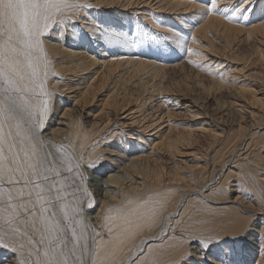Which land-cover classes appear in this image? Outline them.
<instances>
[{
  "label": "bare ground",
  "instance_id": "bare-ground-1",
  "mask_svg": "<svg viewBox=\"0 0 264 264\" xmlns=\"http://www.w3.org/2000/svg\"><path fill=\"white\" fill-rule=\"evenodd\" d=\"M69 2L86 7L66 11L58 17L66 18V23L53 25L41 38L48 73L46 77L41 74V79L48 95L40 100H48L49 110L43 130L36 135L54 151L66 154L65 162L70 161L75 170L82 168V163L100 166L103 151L108 153V161L121 167L102 179L103 183L100 180L101 187L93 191L86 188L91 197L84 192L86 183L77 193L83 209L80 214L83 225L78 226V231L85 232L89 247L85 260L98 252L97 264H131L133 260L136 264H206L202 242L211 237V242L222 238L227 245L215 246L212 252L220 256L209 259L210 263L243 264L246 256L256 264H264V239L248 241L245 252L239 246L245 234L249 240L257 232L251 230L256 225L252 223L253 216L261 214L264 220V133L256 136L252 132L246 137L248 131L264 122V92L253 87V73L246 60L238 68L224 67L226 64L220 59L232 56L242 43L256 44L253 50L256 56L260 55L261 45L264 46V0H251L252 8L243 14L238 11L232 21L222 14L209 13L207 0ZM218 4L228 6L231 14V6L240 4V0H218ZM120 33L126 35L127 42L109 39ZM169 72L183 73V78L192 72L196 78L207 80L214 92L227 91L231 99L226 101L238 114L236 132H229L236 138L228 136L223 141L222 133L208 124L174 122L171 119L174 112L168 105L177 95L164 86ZM180 100L191 121L200 118V113L190 110L191 101L179 96L173 101L178 104ZM92 101L97 105L90 106ZM83 108L90 115L88 120L81 121ZM117 112L123 114L120 124L131 128L136 136L128 135L127 138L133 139L129 144L124 139L123 144L117 141L118 144L108 148L104 140L112 138L116 131L100 135L113 120L111 115ZM196 132L207 134L210 144L223 141L211 163L220 164L221 170L228 169L222 180L211 186L204 184L208 186L206 190L199 188L198 183H188L189 177L181 172L184 160L174 159L186 152ZM243 138L248 142L243 146V155H238V164L231 166L234 171L228 168L229 159L224 156L227 153L235 156L239 148L236 143ZM204 167H195L193 172L198 179L207 176L202 174ZM231 176L238 180L232 189L229 187L234 191L229 197L227 180ZM89 199L99 203L92 215L88 213ZM190 199L200 205L190 213L183 209L175 219L183 201ZM222 201L230 202L229 206L221 207L224 211L216 207ZM242 212L250 214L242 216L245 215ZM261 226L260 233L264 231V223ZM234 237L238 238L236 249L229 241ZM22 258L27 259L26 249L18 248L16 255L0 249V264H18Z\"/></svg>",
  "mask_w": 264,
  "mask_h": 264
},
{
  "label": "snow or ice",
  "instance_id": "snow-or-ice-1",
  "mask_svg": "<svg viewBox=\"0 0 264 264\" xmlns=\"http://www.w3.org/2000/svg\"><path fill=\"white\" fill-rule=\"evenodd\" d=\"M207 6L209 13L232 21L238 11L248 12L252 2L240 0L231 14L218 0H207ZM83 7L69 0H0V248L13 255L26 249L27 259L18 264H97L98 252L85 260L88 240L78 231L83 225L81 189L75 177L69 182L71 162L36 135L49 110L48 100H40L48 95L41 79L48 74L41 38L53 25L66 23V18L58 19L66 11ZM109 39L127 42L124 33ZM84 192L91 197L86 188ZM93 206L89 199L87 207ZM211 240L205 238L203 247Z\"/></svg>",
  "mask_w": 264,
  "mask_h": 264
},
{
  "label": "rangeland",
  "instance_id": "rangeland-1",
  "mask_svg": "<svg viewBox=\"0 0 264 264\" xmlns=\"http://www.w3.org/2000/svg\"><path fill=\"white\" fill-rule=\"evenodd\" d=\"M261 46H262V48L264 50V46L263 45H261ZM239 49L237 48V50H234L233 51L235 55L232 54V56L231 55L230 56L227 55V56L220 57L221 61L222 62L224 61V63L226 64V65H224V67H227V66L230 65V66H233V67L234 66H239L238 68H240V67L243 66V64L245 63V60H246L247 63H248L249 70H252V73H253V74H251V77H252L251 78V82H252V84L254 82L253 87L255 88V90H259L258 92H262V91L264 92V51L262 50V52L260 53V55L259 56H256V53L253 50V49H256V44H254V43H249V44L242 43V44H240ZM241 54H242V56H241ZM248 55H250L249 56L250 58H248ZM219 56H220V54H219ZM234 56H235L236 59L234 58ZM228 57L231 58V59H229ZM242 57H244L245 59L242 58ZM233 60H235V61H239L240 60L241 62L242 61L243 62H242V64H237V62H234ZM252 61H253V63H252ZM243 70L246 73V68L243 69ZM253 70H256V71L254 72ZM183 75L184 74L183 73H180V72H169L167 74V76H166V79L164 80L165 81L164 82V86L172 89L175 92V94L177 95V96H175V98L172 99V101H170V103L168 105L169 108H172L171 109L172 112H174L171 119L174 122H176V123L177 122H181L182 123V122H185L186 121L189 124L191 122H192V124H195V123H198V122L199 123H202L203 125L208 124L211 128H214L216 131L222 133V138H224L223 141H225L228 136L229 137L231 136L229 132H231L233 134H234V132H236V130H237L236 129L237 128L236 125H237V119H238L237 118L238 117V114L234 111V109L231 106L228 105V103L226 101V99H231L230 96H229V94L225 90L220 91L219 92L220 94L218 93V91L214 92L213 91V88L210 89L211 87H210V85H209V83H208L207 80H205V79L203 80V78L201 76H198L196 78V76H194L192 72H188V76L187 77H184L183 78ZM190 76H191V78H189ZM192 76L195 79L192 78ZM199 79H201L202 81L199 80ZM199 82H204V83H199ZM205 86L208 87L207 88V91L205 90L206 89ZM208 90H210V91H208ZM67 96H68V94H67ZM178 96H179V99L181 97V98H183V100L185 99V100H188V101H191L192 102L191 103V107H189V108H191L190 110H193V111H196V112L200 113V114H198V115H200V118L199 119L194 120V121H191V118H190L191 116H190L189 112L186 111V108L183 109L182 105H180L182 103L181 100H180V102L178 104H175V102L173 100L178 99ZM92 102L90 103V106L97 105L96 104L97 102L95 103V101H94L93 104H92ZM90 106L87 105V108L90 107ZM87 108H83L81 110V115H80L81 121L88 120V115H90V114H88ZM96 114H97V112H96ZM122 115L123 114H120L119 112H117L115 115H111V116H113L112 117L113 120L111 119V121L109 123V127L107 128L106 131H103L100 136H102V137L107 136V134L109 133V131H112L111 134L116 131L117 134L113 135L112 138L105 139L104 140L105 141V145L104 146H107V147L109 146L108 148H110V147H112V145L114 146L117 141L119 143H121V141H122L121 144H123L124 143V139H126V141L128 142L127 144H129L131 141H133V139L127 138L128 135L131 134L133 137L136 136V135L132 134V129L131 128L129 129V127L122 126L120 124L119 121L122 120V119H120V117ZM235 115H237V116H235ZM234 116L236 117V119H234L235 118ZM252 132L255 133L256 136H259V134L264 133V122L261 123L258 128L251 129L250 131H248L247 134H246V137L250 133H252ZM231 137L233 138L234 136H231ZM117 138H120V139H117ZM207 138H209L211 140V138L208 137L207 134L206 135H203V134H199L197 132L194 133L193 140H192L194 142L191 141V143L189 145L190 147L188 149H186V152H184V151L181 150L182 153L181 154H178L176 156V158H174L175 160H178V161L181 160V159H182V161L184 160L183 164L180 165L182 167V170H181V167H180L179 170H181L182 175H184L186 177L187 176L189 177L188 183H194L195 185H196V183H198V185L200 186L199 188H203L204 190L208 189L209 184L211 186L215 182H217L219 180H222V178L224 177L222 174L226 175V173L228 171V169H225V168H224V170H221L220 169L221 165L218 164V163H215V164L213 163V165L211 163L212 158H214V156H215V151L218 150V148L220 149V148L223 147V141L222 142L220 141V143L219 142H215L213 144H210V140L207 139ZM234 138H236V136ZM97 139L98 138L96 136L95 140H97ZM243 139L244 140H242V139L239 140L238 141L239 143L238 142L236 143V145H237L236 147L237 148L239 147V148L237 150L238 153H235V156H233V155L229 156V153H227L224 156V158H226V160L229 159L230 165H229L228 168L233 169L234 171H235L234 167H231V166H234V164H238V161H239L238 155H241V154L243 155V153L245 152V148L243 146H245V144L248 142V139H246V138H243ZM118 142H117V144H118ZM149 147H151V146H149ZM145 149H146V147H145ZM103 152L104 153H103V157L101 156L102 159L100 161V163H101L100 166L90 167V165H88L87 163H82V165L80 164V167H82V168H80L79 170L80 171L81 170L83 171L85 169V171L78 172L79 170L73 169V172L72 173L67 174L70 177V181L69 182H71V178L72 177H75L76 178L75 179V183L77 184V186L80 189L83 188L82 185L84 186L85 183L86 184H85L84 188H87V189L89 188L91 191L96 190L95 187H101L100 183L101 182L103 183V180L106 179L110 175V173L112 174V173L116 172L117 170L119 171L120 168H121L117 164L108 161L107 160V157L108 156H106V155H108V153H105V151H103ZM159 152H162V151H159ZM190 152L192 153L191 155H190ZM159 155L162 156V153H160ZM185 160H186L187 163H185ZM185 164L188 165V166H186ZM189 164H190V166H189ZM204 165H206V167H204ZM191 166H192V169H191ZM196 166L197 167H200V166L204 167V168H202V174L207 175L204 178L205 180L202 178V176L200 177V179H198V176L197 177L195 176V173L194 172H195V169H196L195 167ZM103 167H104V169H103ZM118 167H119V169H118ZM186 167L187 168L189 167V168L187 169ZM193 168H194V170H193ZM100 169H102V171ZM187 170H188V172H187ZM83 174H85V175L87 174L86 175L87 177L85 175H83ZM80 175H82L83 177L85 176V179L81 180L80 179ZM94 179L97 180V181H95ZM100 180H101V182H100ZM236 180H238V178L236 179L233 176L229 177L228 180H227V186H228L227 189H228V196L229 197H230V194H232L234 192L231 189H232V185L236 184ZM80 182H82L83 184L80 183ZM204 184H208V186H204ZM91 187H92V189H91ZM233 188L235 189L234 186H233ZM193 196H195V195H193ZM193 196H192V198H193ZM224 198H226V197H224ZM224 198L222 197L220 199L225 200ZM246 198H248V197L245 196V199ZM198 205H200V202L197 201V200H195V199L194 200L193 199H190L189 201H183V206L181 205L182 207L178 211V216L176 215L174 218L175 219L178 218L179 217V213L181 214V212H182L183 209H185V213H190V212L194 211L197 208ZM216 205H217L216 206L217 209H220V210L224 211L225 208H221V207L222 206H227V205L229 206L230 205V202L222 201V203L220 202V203H218ZM98 207H99V203H95L94 206L89 209L90 211L89 212L87 211V212L92 215V214H94L97 211ZM242 214H245V215H242V216H246V215H248L250 213H248V212L247 213L242 212ZM260 216L262 217L261 214H257V216L256 215L253 216L254 219L251 218L252 219V223L254 225L255 224L256 225H255V228H251V227L250 228H251V230L254 229L257 232L251 234V238L249 240H248V234L247 235L245 234L244 238H242V239L239 240V242H240L239 243V246H240L241 250H243L244 252L248 249V247H247V245H249L248 241H252L254 239L253 242L254 241L257 242V240H260L261 238L264 239V231H262L261 233L258 232L261 229V227H262L261 225L264 223V220L262 221V219H261ZM251 219H249V220H251ZM257 220H259V221H257ZM224 241L225 240H223L222 238H218V240H215V242L214 241L211 242L209 244V246L207 248H205V250H203L205 252L203 254L204 257H202V258H203V260H205L204 262L206 264H212V263L209 262V259H211L212 257H216L217 258V257L220 256L218 254L215 255L212 252V250L215 248V246L221 247V246L227 245V242H224ZM229 241L230 242L232 241L231 245L234 246V248L236 249V246L238 244V242H237L238 241V238H235L234 237V238H231V240H229ZM242 241H244V242H242ZM190 245H192V243H190ZM263 247H264V245H263ZM0 249H2V248H0ZM219 249L222 250L221 248H219ZM208 251H210V253ZM248 256H249V254H248ZM191 258H194V257H191ZM244 258H245L244 261H246V262L243 263V264H256V262H253L252 259H250L249 257L246 258V256H244ZM227 259L228 258H225L223 260L226 262ZM250 261L253 262V263H251Z\"/></svg>",
  "mask_w": 264,
  "mask_h": 264
}]
</instances>
